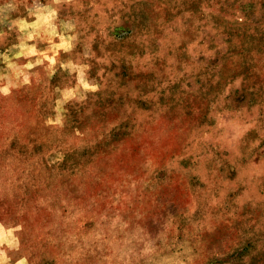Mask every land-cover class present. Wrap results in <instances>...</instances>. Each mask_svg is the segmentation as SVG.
I'll return each instance as SVG.
<instances>
[{
    "label": "rangeland",
    "instance_id": "1",
    "mask_svg": "<svg viewBox=\"0 0 264 264\" xmlns=\"http://www.w3.org/2000/svg\"><path fill=\"white\" fill-rule=\"evenodd\" d=\"M0 264H264V0H0Z\"/></svg>",
    "mask_w": 264,
    "mask_h": 264
}]
</instances>
